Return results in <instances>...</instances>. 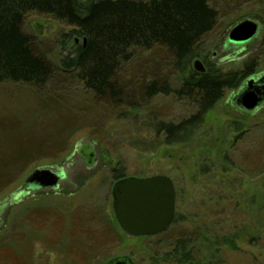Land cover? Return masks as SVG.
I'll list each match as a JSON object with an SVG mask.
<instances>
[{"label": "rangeland", "instance_id": "374dc122", "mask_svg": "<svg viewBox=\"0 0 264 264\" xmlns=\"http://www.w3.org/2000/svg\"><path fill=\"white\" fill-rule=\"evenodd\" d=\"M207 1L217 17L212 30L201 39L206 61L217 69L232 70L248 58H256L255 76L260 77L264 61L257 52L264 36V0L258 5L245 0ZM257 15L263 17L262 22ZM243 21L257 25L255 36L244 44L228 42L230 30ZM21 28L33 48L55 63L60 35L67 28L37 14L26 16ZM79 41L76 38L74 43ZM194 60L200 61L192 58L191 68ZM115 75L123 93L118 102L93 97L57 71L42 88L0 84V264H102L120 257L134 264H155L154 255L167 251L163 242L159 246L161 239L133 238L114 224L110 193L113 173L172 178L177 188L175 215L195 214L199 209L195 198L203 187L214 199L222 200L216 183L219 176L201 180L194 168L195 154L204 150L199 148V141L166 146L162 136L155 133L159 123L179 124L194 114V107L175 94L181 79L170 55L159 48L135 53ZM154 81L165 84L167 94L141 98L143 87ZM239 88L224 93L202 118L197 132L205 134L201 135L203 141L209 133L213 135L209 137L213 148L206 152L218 154L217 166L225 164L234 170L230 190L245 198L256 192L264 200V104L250 113L235 108L231 100ZM202 161L200 157L197 165L208 166ZM42 168L63 174L56 189L22 194L26 177ZM235 203L231 197L224 198L220 214L205 209V219L219 224L220 231L215 228L214 236H226L248 222ZM256 211L261 226L257 230H262L264 210ZM202 231L210 240L213 229ZM198 241L199 255L212 249L207 241ZM246 244L240 246L245 255L256 243ZM196 252L193 250L192 257L202 259ZM229 252L225 249L215 264H251L238 253ZM166 262L158 264H170Z\"/></svg>", "mask_w": 264, "mask_h": 264}, {"label": "trees", "instance_id": "16d2710c", "mask_svg": "<svg viewBox=\"0 0 264 264\" xmlns=\"http://www.w3.org/2000/svg\"><path fill=\"white\" fill-rule=\"evenodd\" d=\"M245 1L254 5L262 3L261 0ZM29 14L49 17L67 28L60 35L55 63L40 55L24 34L21 27ZM216 17L207 0H0V84L42 88L51 82L57 71L64 73L67 80H75L93 97L118 102L123 93L117 86L115 74L132 60L135 53L159 48L170 55L173 69L181 79L175 94L194 107V114L179 124L159 123L155 126V133L162 136V143L166 146H184L199 141V148L204 147V150L195 154L194 168L200 173L199 178L214 180L219 176L216 183L222 200L214 199L203 187L195 198L199 208L196 213L175 215L171 227L156 236L161 239L159 246L163 242L167 251L154 255L155 264L168 260L170 264H215L225 249L247 258L251 264H264V229L257 230L260 215L256 211L264 210V200H260L256 192L245 198L230 190L234 170H228L225 164L217 166L218 154L208 153L213 148L209 139L213 135L209 133L208 139L203 141L201 135L205 137V134L197 132L202 118L222 100L224 93L237 90L242 82L255 74L258 66L256 58H248L232 70L217 69L206 61L201 39L212 30ZM257 17L263 21L262 16ZM76 38L80 40L78 44L74 43ZM257 57L264 61V36ZM192 58H199L205 64L204 73L190 67ZM167 90L165 84L154 81L143 87L140 97L150 99L159 93L167 94ZM200 157L203 159L201 163L208 166L197 165ZM115 174V179L124 176ZM260 176L257 174L258 178ZM226 197L235 199V206L245 212L248 222L226 236H214L220 231L219 224L205 219V209L220 214L221 202ZM226 216H230V212ZM205 228L213 229L210 240L204 238L202 230ZM196 240L198 243L207 241L212 249L203 256L199 255ZM252 242L256 244H252L254 247L251 245L245 255L240 246ZM195 249L202 259L192 257Z\"/></svg>", "mask_w": 264, "mask_h": 264}, {"label": "water", "instance_id": "95a60500", "mask_svg": "<svg viewBox=\"0 0 264 264\" xmlns=\"http://www.w3.org/2000/svg\"><path fill=\"white\" fill-rule=\"evenodd\" d=\"M257 25L250 21L237 23L228 33L227 41L244 44L256 34ZM192 68L204 73L200 61ZM264 103V74L245 81L231 104L246 113ZM60 175L50 169H35L24 180L22 194L41 189H56ZM171 180L162 175L150 178H124L116 181L111 190L112 212L121 231L130 237H149L164 232L173 220L175 192ZM105 264H131L127 258H114Z\"/></svg>", "mask_w": 264, "mask_h": 264}, {"label": "flooded vegetation", "instance_id": "af4514ba", "mask_svg": "<svg viewBox=\"0 0 264 264\" xmlns=\"http://www.w3.org/2000/svg\"><path fill=\"white\" fill-rule=\"evenodd\" d=\"M256 77H258V76H255V74H253L250 78H256ZM249 79V78H248ZM244 84V83H243ZM242 84V85H243ZM242 85H241V87H242ZM240 87V88H241ZM239 88V89H240ZM264 104V103H263ZM57 172V171H56ZM58 173V172H57ZM59 175H60V179H59V181L63 178V174H61V173H58ZM152 176H154V175H152ZM163 176H166V177H168L167 175H163ZM129 177H131V176H129ZM146 177H151V176H137V177H132V178H146ZM123 178H126V177H122V178H119V179H112L113 180V182H112V185L116 182V181H118V180H121V179H123ZM170 180H171V182H172V184H173V186L172 187H174V192H175V198H176V187H175V182L173 181V179L172 178H170V177H168ZM112 185H111V188H112ZM110 193H111V191H110ZM111 210H112V198H111ZM176 213V212H175ZM112 218H113V221L115 222L114 224L115 225H117V223H116V221H115V219H114V216H111ZM174 220V219H173ZM173 220H172V222H173ZM172 222H171V224L167 227V228H165L166 230L168 229V228H170L171 227V225H172ZM118 226V225H117ZM165 230V231H166ZM164 231V232H165ZM163 232V233H164ZM160 234H162V233H160ZM160 234H158V235H160ZM158 235H155V236H149V237H143V238H152V237H156V236H158ZM138 238H140V239H142L143 240V238L142 237H138ZM114 259V258H113ZM109 261V260H108ZM108 261H105L104 263H102V264H105V263H107ZM129 262L131 263V264H134V263H132L130 260H129Z\"/></svg>", "mask_w": 264, "mask_h": 264}, {"label": "bare ground", "instance_id": "6f19581e", "mask_svg": "<svg viewBox=\"0 0 264 264\" xmlns=\"http://www.w3.org/2000/svg\"><path fill=\"white\" fill-rule=\"evenodd\" d=\"M163 176V175H162ZM126 178H129V177H126ZM147 178V177H146ZM124 179V178H123ZM174 208V207H173ZM173 217H175V208H174V215ZM174 219V218H173ZM163 233V232H162ZM126 235V234H125ZM158 235V234H157ZM133 238H138V237H133Z\"/></svg>", "mask_w": 264, "mask_h": 264}]
</instances>
